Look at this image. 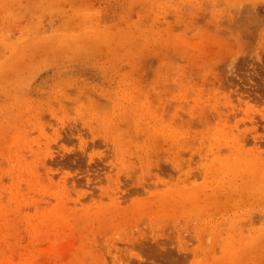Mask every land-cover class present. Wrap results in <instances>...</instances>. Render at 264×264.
Returning <instances> with one entry per match:
<instances>
[{"label":"rangeland","instance_id":"374dc122","mask_svg":"<svg viewBox=\"0 0 264 264\" xmlns=\"http://www.w3.org/2000/svg\"><path fill=\"white\" fill-rule=\"evenodd\" d=\"M0 264H264V0H0Z\"/></svg>","mask_w":264,"mask_h":264}]
</instances>
